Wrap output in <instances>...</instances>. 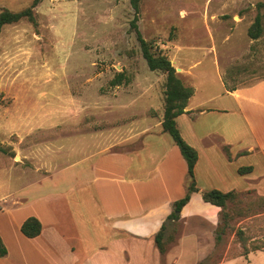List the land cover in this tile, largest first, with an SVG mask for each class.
Listing matches in <instances>:
<instances>
[{"label": "rangeland", "instance_id": "374dc122", "mask_svg": "<svg viewBox=\"0 0 264 264\" xmlns=\"http://www.w3.org/2000/svg\"><path fill=\"white\" fill-rule=\"evenodd\" d=\"M260 1L264 2L140 0L136 23L153 49L171 61L181 81L197 89L193 99L205 100L222 89L216 78V64L223 82L234 81L237 87L250 86L264 78V8L258 10L256 6ZM31 2L0 0V11H19ZM33 11L34 22L21 19L0 30V142L7 148L6 152L0 151V197L5 195L6 207L10 208L19 190L29 186L31 175L22 171L29 161L20 156V151L28 153L31 138L50 137L61 144L68 132L66 125L96 124L98 120L90 112L96 105H105L101 97L105 94L118 93L120 99L134 91L136 96L141 95L138 105L151 107L145 114L153 116V112L164 110L165 75L150 70L142 56L130 26L134 11L129 0H42ZM258 11L263 15V33L255 40L248 36L247 29ZM121 71L127 81L110 85ZM190 72L198 73V77ZM143 92L147 96H142ZM221 99L225 101L218 98ZM222 104L228 109L226 114L214 113L207 119L213 124L237 121L233 106ZM121 111L106 120L125 122L129 116ZM245 116L249 126L244 143L255 140L263 145L264 108L245 102ZM198 119L204 121L202 116ZM163 135L173 143L168 133ZM75 137L78 136L73 131L67 135V139ZM225 153L229 157L228 149ZM235 163L246 166L242 160ZM255 164L256 176L252 178L264 173L263 159H257ZM237 176L240 186L249 183ZM237 194L234 201L227 203L230 228H225L205 258L192 257L191 251L179 261L172 256L179 227L173 221L166 226L163 254L154 240L116 241L103 235L102 243L98 241L91 248L74 234L68 236L71 239L52 237L47 217H43L44 237L48 235L53 241L58 254H67L72 245L71 264H264V195L254 188ZM34 206L27 203L14 213V218L33 212ZM219 217L218 213V220ZM12 219L9 211H0V233L8 250L0 264H48L51 255L46 247L39 241L38 247L32 245L19 230L17 234Z\"/></svg>", "mask_w": 264, "mask_h": 264}, {"label": "crops", "instance_id": "0c3cea01", "mask_svg": "<svg viewBox=\"0 0 264 264\" xmlns=\"http://www.w3.org/2000/svg\"><path fill=\"white\" fill-rule=\"evenodd\" d=\"M215 71L222 87L220 92L197 100L193 99L197 89L192 87L186 112L176 117L182 137L198 153L194 166L198 190L191 192L175 221L179 227L176 251L172 256L178 261L187 251L197 259L205 258L214 247L220 207L203 201L202 190L254 188L264 195V173L252 178L256 176L257 159L264 162V144L255 140L244 143L248 125L245 102L264 108V90H260L264 88V78L253 85L228 91L217 64ZM193 76L197 78L198 73ZM129 92L125 98H120L122 100L118 93L101 95L105 105L98 108L96 105L90 112L98 120L96 124L66 125V134L70 136L71 131L76 132L77 138L67 139L65 134L61 144L50 137L31 138L27 143L28 153L20 151V156L29 161V166L22 169L31 175L29 186L25 191L19 190L12 200L15 203L12 208L6 207L5 195L1 196L3 206L0 211L10 212L17 234L18 230L22 234L20 225L28 216H35L40 221L41 231L37 236H22L36 247L40 244L46 247L51 255L48 264H71L74 247L69 244V253L58 254L53 241L48 235L44 237L43 217H47V225L53 230L52 237L71 239L68 236L74 234L81 239L79 241H87L91 248H95L98 241L102 243L103 235L116 241L150 242L171 213L173 202L185 194L188 183L186 162L174 141L171 143L163 137V111L153 112V116L145 114L151 107L138 105L141 95ZM143 94L147 96L145 92ZM222 103L233 106L237 121L226 124L215 121L213 124L207 119L214 113L226 114L228 109ZM120 110H125L129 116L125 122L106 120V117H117ZM200 116L204 121L199 122ZM224 146L228 148L229 157ZM237 159L251 166V171L240 174L239 165L235 163ZM237 174L249 183L240 186ZM27 203L36 205L35 212L14 218V213ZM67 217L69 219L64 221ZM0 237L5 245L1 233Z\"/></svg>", "mask_w": 264, "mask_h": 264}, {"label": "trees", "instance_id": "16d2710c", "mask_svg": "<svg viewBox=\"0 0 264 264\" xmlns=\"http://www.w3.org/2000/svg\"><path fill=\"white\" fill-rule=\"evenodd\" d=\"M42 0H32L31 4L19 11H11L3 8L0 11V30L5 24L17 22L21 19H27L29 21H35L34 7ZM131 7L134 11V17L130 21L131 29L135 31L136 39L139 43V47L143 58L150 70H157L165 75L164 82V110L161 120L162 130L167 132L174 143L178 146L180 153L185 159L187 166V187L185 194L176 199L172 204V211L168 214L165 222L162 224L160 230L154 236V242L159 253L163 254L165 252V240L163 239L164 233L166 231L167 223L170 221L175 222L179 218V212L182 207L187 203L190 198V194L193 191H197L195 178H194V166L196 164L198 153L197 150L190 145L181 135L180 130L177 126L176 117L184 112H186L185 107L187 105L188 99L193 94L192 86L185 85L176 73L175 67L172 65L171 61L162 53L153 49L150 41H147L141 35V32L137 26V14L139 10L140 0H129ZM257 9L264 8V2H257ZM263 15L258 11L254 17L253 22L249 25L247 29V34L251 39H258L263 33ZM127 78L123 75V72H118L110 80V85L116 86L125 83ZM229 84L224 80L225 89L228 91L234 90L237 86L234 81ZM227 146H224V150L227 152ZM0 151L6 152L7 148L0 142ZM251 166H242L238 168L240 174H245L250 172ZM238 191L229 190L221 191L217 188H211L201 191V196L203 201L209 202L211 204L220 207L219 214L220 220H218L217 226L215 228V240L219 241L221 239V234L224 232L225 228H230L229 224V212L227 210V203L229 201H234L237 198ZM176 223V222H175ZM20 231L23 235L27 237L37 236L41 231V223L35 216H28L20 225ZM7 254V248L4 245L0 237V257Z\"/></svg>", "mask_w": 264, "mask_h": 264}]
</instances>
